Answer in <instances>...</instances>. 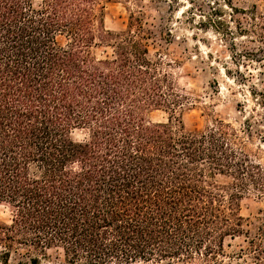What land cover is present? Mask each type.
I'll return each mask as SVG.
<instances>
[{"label": "trees", "instance_id": "16d2710c", "mask_svg": "<svg viewBox=\"0 0 264 264\" xmlns=\"http://www.w3.org/2000/svg\"><path fill=\"white\" fill-rule=\"evenodd\" d=\"M105 1L0 0V264L50 250L64 264H264V219L250 236L240 215L244 196L264 202L248 130L185 131L191 104L149 54L143 7L116 32ZM251 1L239 11L262 42L264 0Z\"/></svg>", "mask_w": 264, "mask_h": 264}, {"label": "rangeland", "instance_id": "374dc122", "mask_svg": "<svg viewBox=\"0 0 264 264\" xmlns=\"http://www.w3.org/2000/svg\"><path fill=\"white\" fill-rule=\"evenodd\" d=\"M158 1L139 0L137 5L126 0L105 1V28L124 31L128 10L136 12L142 6L143 20L150 33L149 54L152 57L161 53L168 64L166 71L191 104L181 116L184 130H202L215 120L229 123L237 130L245 127L248 131L241 135L247 150L253 160L264 167V41L254 37L239 11L252 1L179 0L177 11L172 13L165 0ZM256 2L261 10L262 3ZM240 29L247 32L240 33ZM151 119L166 122L167 115L155 112ZM85 137L83 131L73 133L76 140ZM217 180L228 181L222 177ZM240 215L244 219V231L254 236L263 224L264 202L254 194L244 196ZM10 220L8 208L0 205V222L9 224ZM243 240V237L228 239L226 243L233 247H226V252L234 251V246ZM23 261L24 256L12 253L9 264ZM238 263L243 262H224ZM39 264H64L62 253L50 250L46 257L40 258Z\"/></svg>", "mask_w": 264, "mask_h": 264}]
</instances>
